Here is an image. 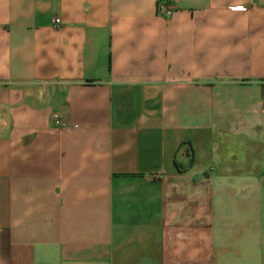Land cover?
I'll return each mask as SVG.
<instances>
[{"label":"crops","instance_id":"1","mask_svg":"<svg viewBox=\"0 0 264 264\" xmlns=\"http://www.w3.org/2000/svg\"><path fill=\"white\" fill-rule=\"evenodd\" d=\"M157 1L0 0V264H264V0Z\"/></svg>","mask_w":264,"mask_h":264},{"label":"built area","instance_id":"2","mask_svg":"<svg viewBox=\"0 0 264 264\" xmlns=\"http://www.w3.org/2000/svg\"><path fill=\"white\" fill-rule=\"evenodd\" d=\"M172 12H173V7L169 3L164 2L162 0H158L156 2V14L158 16H161L163 18H167V17H169L172 14ZM59 24H60L59 19H54L53 20V25L54 26H58ZM53 119H54V123L58 124L55 115H53Z\"/></svg>","mask_w":264,"mask_h":264}]
</instances>
